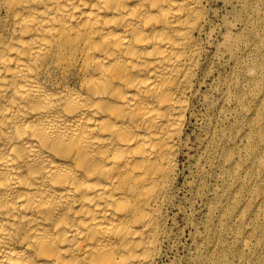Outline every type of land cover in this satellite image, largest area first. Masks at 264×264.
Instances as JSON below:
<instances>
[{"label":"bare ground","instance_id":"6f19581e","mask_svg":"<svg viewBox=\"0 0 264 264\" xmlns=\"http://www.w3.org/2000/svg\"><path fill=\"white\" fill-rule=\"evenodd\" d=\"M216 1L229 5L220 27ZM263 3L0 0V264H157L193 99L213 60L250 49ZM248 71L259 121L264 64ZM261 136L262 180H238L257 185V217L236 215L242 249L261 248L252 264H264ZM253 228L256 243L244 238Z\"/></svg>","mask_w":264,"mask_h":264},{"label":"rangeland","instance_id":"374dc122","mask_svg":"<svg viewBox=\"0 0 264 264\" xmlns=\"http://www.w3.org/2000/svg\"><path fill=\"white\" fill-rule=\"evenodd\" d=\"M213 8L218 17L213 13L211 21L220 27L229 5L216 1ZM260 8L264 11V3ZM248 29L250 31L245 34L250 49L243 48L236 62H228L227 58L213 60L208 65L200 94L193 99L194 115L186 129L188 148L182 151L179 159L174 205L169 210L172 230L157 264H245L249 259L252 264L251 259L261 254L260 247L251 252L242 249L241 235L247 224L240 223L236 217L239 210H249L245 217L249 221L248 217H257L260 210L254 204L256 183L251 184L253 190L247 191L239 189L238 180L259 181L263 178L252 165L251 152L261 151L256 140L259 135L264 136V112L256 121V95L250 91L254 79L248 70L254 64H264V27L253 23ZM241 200H246L249 207L243 208ZM255 235L256 228H253L251 235H244V238L256 243Z\"/></svg>","mask_w":264,"mask_h":264}]
</instances>
